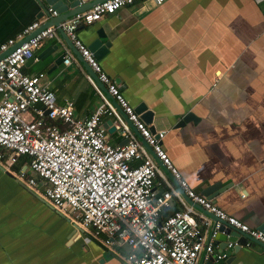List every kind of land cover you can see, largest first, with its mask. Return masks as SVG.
Masks as SVG:
<instances>
[{"label": "crops", "instance_id": "0c3cea01", "mask_svg": "<svg viewBox=\"0 0 264 264\" xmlns=\"http://www.w3.org/2000/svg\"><path fill=\"white\" fill-rule=\"evenodd\" d=\"M52 7L45 0H0V45L34 21L53 23ZM98 32L108 47H98L95 60L132 110L143 104L152 113L150 125L165 132L161 148L181 178L198 194L214 183L224 186L208 200L258 230L264 224V0H167L159 6L144 0L78 28L76 36L89 50ZM68 43L56 31L23 72L43 74L41 84L56 104L71 101L75 116L86 119L101 103L92 86L98 88V81ZM65 50L71 64L54 65ZM187 114L192 120L177 126ZM107 121L112 119L102 117L101 127ZM106 134L112 146L124 141L115 131ZM180 197L188 205L183 193ZM184 206L172 198L166 212ZM194 215L207 218L206 233L216 222L200 208L194 207ZM82 239L66 219L0 170V264H121L96 242ZM214 244L226 256L217 264H264V249L256 244L239 249ZM205 263L202 257L196 262Z\"/></svg>", "mask_w": 264, "mask_h": 264}, {"label": "built area", "instance_id": "2783aa9c", "mask_svg": "<svg viewBox=\"0 0 264 264\" xmlns=\"http://www.w3.org/2000/svg\"><path fill=\"white\" fill-rule=\"evenodd\" d=\"M142 1L105 0L58 25L125 120L94 84L101 103L86 119H78L71 101L56 104L52 92L41 84L43 74L23 72L40 44L54 38L57 27L41 28L34 21L0 45L1 171L66 219L76 233L114 254L121 246L128 248L122 258L126 264H196L199 257L222 261L226 256L214 244L220 223L246 235L245 247L253 242L264 246L263 232L228 216L188 186L161 148L165 132L149 131L76 36L79 27ZM149 1L159 6L167 0ZM62 55V66H69L72 54L65 50ZM86 79L90 81L89 76ZM102 117L112 119L116 135L125 144H109ZM19 157L26 162L12 171ZM181 193L191 205L184 206ZM172 198L184 208L164 216ZM193 206L216 219L209 232L204 231L209 221L195 217Z\"/></svg>", "mask_w": 264, "mask_h": 264}, {"label": "water", "instance_id": "95a60500", "mask_svg": "<svg viewBox=\"0 0 264 264\" xmlns=\"http://www.w3.org/2000/svg\"><path fill=\"white\" fill-rule=\"evenodd\" d=\"M102 1H105V0H45V4L47 6H53L52 8H50V10L52 11H55L57 16H56V20L53 22V23H43L41 25V28H44L46 26H54V27H57V31L60 33V35L63 37V39L65 40V42L67 43V45L69 46V43H68V40L67 38H65V35L60 31L58 25L68 19L69 17L75 15V14H78V13H81V12H84L88 9H90L91 7H93L94 5L102 2ZM67 3L68 6H64L63 4ZM68 9V11H66ZM41 14L42 13H47L45 7L43 5H41ZM59 14V16H58ZM80 28V27H79ZM78 30V29H77ZM103 38V35L98 32L97 33V38L95 41H93L90 45H89V52H91L93 54V58L94 59H97L98 56L101 54V49H98V47H102L104 50L107 49L108 47V44L107 43H104L102 44L101 43V39ZM71 47V45H70ZM76 59H78V61L81 62V64L83 65L84 69L86 70L87 74L90 75L94 81H96V77L94 74H92L90 72V69L84 64V62L82 61V59L79 57V55L77 54V52L72 49ZM5 55V54H4ZM3 55V56H4ZM40 56V55H39ZM32 59H29L28 61H30ZM63 60V55H60L59 57H57L55 60H54V65H58L62 62ZM115 83V82H114ZM97 86L98 88L101 90V92L110 100V101H113V99L106 93L105 91V88L97 83ZM117 111L121 112V110L119 108H117ZM134 113L137 114L139 116V119L145 124V125H148V129L151 133L154 132V127L152 125H150L151 123V119H152V113L150 111H147L146 110V107L143 105V104H139L137 105L134 109H133ZM191 115L190 114H187L185 115L178 123L177 126H182L185 122L189 121V120H192V118L190 117ZM107 125H111V122L110 121H107V123L105 124H102V127L106 130V132L108 134H111L112 132H114V127L111 125L110 127H106ZM129 128L132 130V132L137 136V133L134 131L133 127L128 124ZM138 137V136H137ZM138 139L141 141V139L138 137ZM126 143V140L123 141V144ZM146 149L150 152V149L148 147H146ZM1 170V168H0ZM7 173V172H5ZM8 174V173H7ZM225 187L223 186H220L219 183H214L210 186H208L207 188H205L204 190H202L200 192V195L204 196L205 198L207 199H213L218 193H220ZM187 203L189 205H191V202L189 200H186ZM195 208H199L197 206H193ZM258 230H260L261 232H264V224L260 227H258ZM72 238H70L68 240V242L66 243V245H70L72 243ZM214 241L215 242H220L222 245L221 246H224V248L227 246L228 243H232L233 244V248L234 249H239L240 247H245L244 245L246 244V242L248 241V238L246 237V235L244 234H241L239 233L237 230H234L230 227H227L225 224L223 223H220V228L216 234V236L214 237ZM253 244H256L258 246H260L262 249H264V246L256 243V242H253ZM108 255L117 260L119 263L121 264H126L124 263L121 259H119L114 253H112L111 251H108ZM205 264H217L216 262L213 261V259L211 257H209L207 260H206V263Z\"/></svg>", "mask_w": 264, "mask_h": 264}, {"label": "rangeland", "instance_id": "374dc122", "mask_svg": "<svg viewBox=\"0 0 264 264\" xmlns=\"http://www.w3.org/2000/svg\"><path fill=\"white\" fill-rule=\"evenodd\" d=\"M11 170L13 171L12 168H11ZM28 174H30V172L27 170V171H26V175H28ZM73 233H74V232L72 231L71 234H73ZM78 233H79L80 236L83 238L82 241L85 239V240H86L85 243L89 242L90 245L94 244L93 241L90 240L86 235L82 234L81 232H78ZM94 242H96V243L98 244L97 241L94 240ZM94 245H95V244H94ZM74 246H75V245H74ZM95 246H96V245H95ZM115 250L119 252V253H117L116 251H114L115 253H117V255L121 253V256H122V257H125V256H126L127 248H126L125 246H121L119 249H115ZM110 260H111V259H109V261H110ZM103 261H104V259H103ZM109 261L106 260V263H111V262H109ZM97 262L99 263V260H98Z\"/></svg>", "mask_w": 264, "mask_h": 264}, {"label": "trees", "instance_id": "16d2710c", "mask_svg": "<svg viewBox=\"0 0 264 264\" xmlns=\"http://www.w3.org/2000/svg\"><path fill=\"white\" fill-rule=\"evenodd\" d=\"M19 159V161L13 166V168L12 169H14L15 171L16 170H18V168L21 166V165H23V164H25V162H26V158L25 157H19L18 158ZM167 210H164L163 212H162V214L165 216V215H168L167 214V212H166ZM118 252V251H117ZM119 253V252H118ZM128 252H126V254H127ZM118 255H120V258H123L122 256H121V253L120 254H118Z\"/></svg>", "mask_w": 264, "mask_h": 264}]
</instances>
